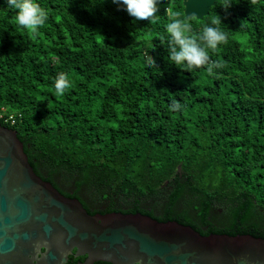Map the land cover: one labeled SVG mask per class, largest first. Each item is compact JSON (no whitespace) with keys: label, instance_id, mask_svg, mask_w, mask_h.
Returning a JSON list of instances; mask_svg holds the SVG:
<instances>
[{"label":"trees","instance_id":"1","mask_svg":"<svg viewBox=\"0 0 264 264\" xmlns=\"http://www.w3.org/2000/svg\"><path fill=\"white\" fill-rule=\"evenodd\" d=\"M183 1L163 0L149 24L112 0H37L49 19L32 34L0 0V125L66 197L264 239V0L227 12L215 0L192 18L199 32L219 15L228 34L210 52L221 65L211 74L167 60L166 24ZM59 72L72 82L63 95ZM173 99L182 111L169 110Z\"/></svg>","mask_w":264,"mask_h":264},{"label":"water","instance_id":"2","mask_svg":"<svg viewBox=\"0 0 264 264\" xmlns=\"http://www.w3.org/2000/svg\"><path fill=\"white\" fill-rule=\"evenodd\" d=\"M214 2L184 0V16L200 20ZM73 249L89 263L264 264V239L251 235H201L139 212L88 214L34 173L16 131L0 125V264L30 254L64 264Z\"/></svg>","mask_w":264,"mask_h":264},{"label":"clouds","instance_id":"3","mask_svg":"<svg viewBox=\"0 0 264 264\" xmlns=\"http://www.w3.org/2000/svg\"><path fill=\"white\" fill-rule=\"evenodd\" d=\"M102 0H90L94 6ZM118 7H123L127 13L136 20L147 21L149 24H157L159 21L160 5L163 0H112ZM7 7L15 11V21L23 29L36 34L45 26L49 19V13L37 0H6ZM234 0H223L219 6L227 12L234 4ZM197 15L191 12L184 16L180 11H173L166 24V50L167 60L170 64L180 69L193 71L201 67L207 68L209 74L214 68L221 65L211 61L210 52L227 42L228 34L222 29L224 24L219 15L205 24L201 31L195 32L193 19ZM144 66L148 69H159L155 58L151 55L144 57ZM71 80L67 73L59 72L54 81L55 92L63 95L70 87ZM184 105L173 99L169 105L170 111H182ZM39 254L33 260L37 264Z\"/></svg>","mask_w":264,"mask_h":264},{"label":"flooded vegetation","instance_id":"4","mask_svg":"<svg viewBox=\"0 0 264 264\" xmlns=\"http://www.w3.org/2000/svg\"><path fill=\"white\" fill-rule=\"evenodd\" d=\"M80 203L83 206V208L87 211V213L90 214V215L111 213V212H108L110 202H107V203H104L103 202L102 204H98V203H95V202L90 201L87 198L86 200H82ZM43 252H44V250L41 249V253H43ZM75 253H76V250L73 249L72 252H71V254H69L67 256V259L64 262V264H110V263L101 262V261H93V262H90L89 263V262H86L87 255L83 254V255H77V256H75L74 255ZM16 257L17 256H15L13 258L15 259ZM39 257L40 258L37 261V264H56V263H52L50 261L47 262L46 260H44L41 257V255H39ZM35 258L36 257L34 255L30 254L27 257L22 258V259H24V262L16 263V264H33V260ZM14 259H13V262H14Z\"/></svg>","mask_w":264,"mask_h":264},{"label":"built area","instance_id":"5","mask_svg":"<svg viewBox=\"0 0 264 264\" xmlns=\"http://www.w3.org/2000/svg\"><path fill=\"white\" fill-rule=\"evenodd\" d=\"M1 118H3V116H1ZM4 122H9L10 124H13L15 122V118L14 115H10L7 118L4 119Z\"/></svg>","mask_w":264,"mask_h":264}]
</instances>
